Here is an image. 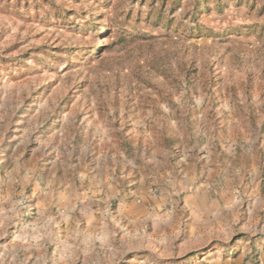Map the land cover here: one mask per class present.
I'll list each match as a JSON object with an SVG mask.
<instances>
[{
  "label": "rangeland",
  "instance_id": "obj_1",
  "mask_svg": "<svg viewBox=\"0 0 264 264\" xmlns=\"http://www.w3.org/2000/svg\"><path fill=\"white\" fill-rule=\"evenodd\" d=\"M261 250L264 0H0V264Z\"/></svg>",
  "mask_w": 264,
  "mask_h": 264
},
{
  "label": "crops",
  "instance_id": "obj_2",
  "mask_svg": "<svg viewBox=\"0 0 264 264\" xmlns=\"http://www.w3.org/2000/svg\"><path fill=\"white\" fill-rule=\"evenodd\" d=\"M257 254H259V260L258 261H254V263L256 264V262H258V264H264V250L259 251ZM245 264H250L249 262H245Z\"/></svg>",
  "mask_w": 264,
  "mask_h": 264
}]
</instances>
